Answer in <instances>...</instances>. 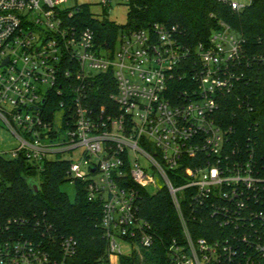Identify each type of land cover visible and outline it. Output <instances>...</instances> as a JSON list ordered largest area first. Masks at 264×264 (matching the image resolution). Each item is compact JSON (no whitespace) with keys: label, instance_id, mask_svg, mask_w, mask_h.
Returning <instances> with one entry per match:
<instances>
[{"label":"built area","instance_id":"obj_1","mask_svg":"<svg viewBox=\"0 0 264 264\" xmlns=\"http://www.w3.org/2000/svg\"><path fill=\"white\" fill-rule=\"evenodd\" d=\"M65 4L0 0V124L18 140L4 157L42 170L83 150L67 161L68 179L102 204L103 264L155 247L141 191L162 189L182 229L166 248L169 264H264V114L239 92L241 39L223 25L192 49L177 27L156 24L121 31L112 49L79 27L80 6ZM103 74H113L116 93L95 107L92 84ZM233 104L236 123L227 124ZM208 220L216 233L197 236ZM30 224L0 220V264H68L76 255L75 239L47 243L40 222Z\"/></svg>","mask_w":264,"mask_h":264},{"label":"trees","instance_id":"obj_2","mask_svg":"<svg viewBox=\"0 0 264 264\" xmlns=\"http://www.w3.org/2000/svg\"><path fill=\"white\" fill-rule=\"evenodd\" d=\"M126 6L129 10L126 25L95 19L88 5L80 6L82 13L77 22L80 28L89 27L95 32L99 45L112 49L121 31H137L156 24L177 27L182 43L194 49L228 25L242 41L241 59L235 68L242 75L239 92L249 97L256 111L264 114V0H250L241 11H234L230 3L222 0H130ZM92 90L94 106L107 105L110 95L116 93L113 74L98 76ZM232 109L234 104L223 113L227 124L236 123L231 118ZM241 123L247 130L250 123L243 118ZM42 167L38 170L24 156L14 160L0 156V220L18 219L30 225L40 222L36 235L47 243L55 236L77 241L76 255L68 264H103L107 240L102 226V204L90 202L86 187L79 182L74 201L62 191V186L69 183L67 161H45ZM30 181L38 184L37 193ZM141 195L140 215L152 225L158 241L154 248L141 251L143 260L135 255L123 257L122 263L169 264L166 248L171 241L182 237L171 195L167 189L157 194L143 190ZM212 224L208 220L197 236H208L206 227H212L216 233Z\"/></svg>","mask_w":264,"mask_h":264},{"label":"rangeland","instance_id":"obj_3","mask_svg":"<svg viewBox=\"0 0 264 264\" xmlns=\"http://www.w3.org/2000/svg\"><path fill=\"white\" fill-rule=\"evenodd\" d=\"M240 5L246 7L250 4V0H232ZM88 5L90 10L99 21H112L117 25H126L128 22V7L126 6V0H113L109 5L104 6L102 0H66L65 6L69 9H73L77 6ZM18 146V140L16 137L4 128L0 124V155L5 157L10 156V152ZM82 149L74 152H67L61 155L62 161H74L79 162L81 159ZM62 191L65 192L71 201H74L76 197V188L67 183L62 186ZM141 260L142 257H141Z\"/></svg>","mask_w":264,"mask_h":264},{"label":"water","instance_id":"obj_4","mask_svg":"<svg viewBox=\"0 0 264 264\" xmlns=\"http://www.w3.org/2000/svg\"><path fill=\"white\" fill-rule=\"evenodd\" d=\"M29 183H30L31 188L34 190V192L37 193L39 191L38 184L33 181H30Z\"/></svg>","mask_w":264,"mask_h":264}]
</instances>
